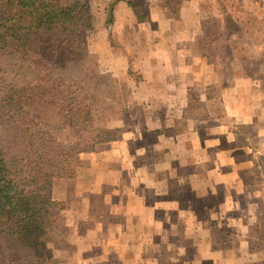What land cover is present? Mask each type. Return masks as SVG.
I'll return each instance as SVG.
<instances>
[{
    "label": "rangeland",
    "instance_id": "rangeland-1",
    "mask_svg": "<svg viewBox=\"0 0 264 264\" xmlns=\"http://www.w3.org/2000/svg\"><path fill=\"white\" fill-rule=\"evenodd\" d=\"M115 1L81 0L80 3L85 5L87 12V27L81 28L76 33L72 43L77 49L73 52L79 53L78 57L70 59L65 65H62V62L60 66L47 65L42 68V65L35 62L36 58L31 52H27V55L22 52L0 54V77L4 75L6 81H10L19 89L26 85H41L45 79L46 82L43 85H46L49 82V75L53 72L64 74V77L82 78L81 91L89 96L91 102L92 130L98 135V139H101L93 144V150L79 153V159L73 164L72 175L69 178L61 176L54 178L52 182V196L60 206L57 211L60 224L56 230L57 234L54 235V244L47 246L45 264H52L56 259L54 256L56 249L62 247L67 249L75 238L69 222L67 224L66 221L67 212L76 204L75 195L90 196L87 208L104 211L110 209L113 203L109 206L104 204L101 208V204H98V193L117 196L116 201L119 198L125 201L127 195L132 196L138 193L149 196L153 193V186L156 183L153 181L171 172L157 167L155 162H159L161 157L163 159V153L162 149L153 150L158 144L157 137L149 132L145 136L133 137L130 141L134 148L124 160V163H131L128 172L129 181L122 170H110L107 167L117 164L119 160L114 157L104 158V156L90 159L91 152H95L99 146L109 144L111 140L118 139L123 132L129 133L136 128L151 127H156L157 133L163 136L164 141L159 142L169 147H176L177 142L181 141L183 144V140L180 139L183 137L179 134L186 133L187 130L191 131L195 134L194 137L188 136L186 140L191 148L197 142L206 140L204 135L200 136L202 133L205 134L201 130L203 128L198 130V126L205 124L212 114L222 115L223 111L219 110L221 108H217L220 101L217 102L216 98H221L222 93H226L227 96L234 94L237 89L241 90L243 97L238 98L239 102L235 103L230 110L231 112L233 110L234 114L239 110L242 118L239 116L225 118L228 136L221 141L219 147L223 149L221 157L217 158L214 153L208 154L207 162L209 163L203 164L209 169L202 167L198 170L194 168L193 171V167H190L191 171L187 172L189 169H186L184 162H181L172 172L176 173L178 180L187 175H193L195 178L197 173L205 174L207 170L229 176L217 184L212 183L216 181L217 176L213 180H207L211 188H208L206 184L204 189L201 188V184L190 187L193 190L194 199L192 202L189 199L183 202V206L193 207L195 211V217L189 222L196 226L205 225L210 231L218 230L211 234V237L214 236L211 239L215 242L220 240L222 245H228L235 237L248 236L249 244L257 252L251 264H264V13L243 9L249 20L245 27H237V32L232 35L223 29L220 40L209 39L203 43L200 41L199 49L201 53H204L206 60L215 66L214 73L195 74L194 84L184 92V96L180 91L161 89L162 97H171L172 102L176 97L179 104L153 106L150 100H143V96H147L143 94L144 91H139L140 81L145 80V75L142 76L138 72L141 68L137 66L142 64L140 67L143 68L147 64V59L142 54H145L146 49L150 50L154 47L155 34L136 25L132 27L114 25L111 7ZM217 6L215 0L212 2L207 0L201 5L200 27L204 22L207 23L206 28L209 31L215 29L213 27L215 22L212 19L220 16L217 15ZM142 12L143 10L137 14L138 20H143ZM7 14L11 15L12 12L6 8H0V17ZM15 21L16 25L20 26L26 23L24 17L21 21L17 19ZM38 37H74V35L45 33ZM70 42L69 39L68 43ZM210 75L211 81H209ZM150 88L152 90V86ZM153 92L158 95L160 90H153ZM153 92L150 96H154ZM134 97H137L136 100ZM31 109L46 112V122L41 126L28 123L20 128L2 131V136L11 140L14 149H27L22 138L29 135L38 137L54 135L60 142L65 138L74 139L80 133L77 130L81 129V126L63 128L55 123L56 120L55 122L52 120L53 113L58 110L54 106L43 110L37 105ZM29 140L32 143L36 141L31 138ZM168 141H171L170 145ZM38 144L39 142L36 141L32 150L39 151ZM63 145H66V142H63ZM148 151L150 154L146 156L145 152ZM205 155H201V158ZM72 163L73 160H71ZM93 163L99 165L100 169L93 167L91 165ZM141 163H144V167H138ZM107 171H112L116 175L115 184H95L98 178L106 179ZM192 171L193 174H190ZM139 177L142 180H139ZM143 177H146V182ZM184 188L180 186L179 192L183 193ZM208 189L210 190L207 192ZM221 212L224 215L221 217L222 220L218 221L217 213ZM109 215L111 218L108 221L115 220L116 223H121V217H118V214L117 216ZM162 222L166 227L169 219L162 218ZM143 225L152 227L151 222L143 223ZM158 238L155 237L154 242ZM170 238V235L166 234L164 240ZM177 239L182 240V238ZM182 246L187 247V245ZM197 249L198 252L194 253L195 255L187 250H177V252L189 261L193 259L201 261L205 253L201 248ZM171 252L160 244L156 249H153L152 245L148 246L146 254L152 261L154 258L159 260L169 258ZM112 257L117 260L118 254L114 252Z\"/></svg>",
    "mask_w": 264,
    "mask_h": 264
},
{
    "label": "crops",
    "instance_id": "crops-1",
    "mask_svg": "<svg viewBox=\"0 0 264 264\" xmlns=\"http://www.w3.org/2000/svg\"><path fill=\"white\" fill-rule=\"evenodd\" d=\"M206 1L116 0L113 2L111 8L114 25L121 27L136 25L155 34L156 43L154 47L150 50L146 49L145 54H142L147 59V64L143 68L140 67L142 64L137 66L139 69L141 68L137 71L142 76L145 75V80L140 81L139 91H144L143 94L147 96H143V100H150L154 104L153 106L179 104L176 97L173 102L171 97H162L161 89L180 91L184 96V92L194 84L195 74L214 73L215 66L206 60L204 53H201V49H199L201 47L200 41L203 43L209 40L203 34L207 23L203 22L200 27L202 22L200 7ZM215 1L218 5L217 15L220 16L210 18H213L212 20L216 23L215 26L219 25L218 30L222 34L224 14L221 12L218 1ZM225 2L235 5L241 11L244 9L264 13V0H225ZM141 10H143L144 18L138 20L137 14H139V11L141 13ZM220 38H216V40H220ZM209 81H211V75ZM153 90H160V93L156 95ZM152 92L154 96H150ZM241 97H243V93L240 89H237L234 94L227 96L226 93H222L221 98H216L217 102L220 101L217 108H221L219 110L223 113L221 116L220 114L210 115L211 117L207 118L205 124L198 126V130L203 128L201 130L205 134H199L200 136L204 135L203 137H206V140L201 143L197 142L191 148L186 141L188 136L194 137L195 134L191 131L187 130V134L184 132L179 134L183 137L180 138L183 140V144L181 141L177 142L176 147H169L159 142L164 141L163 136L157 133L156 127H151L136 128L129 133L123 132L118 139L111 140L109 144L99 146L95 152H91L90 159L104 156V158L114 157L119 160L117 164H111L107 167L110 170H122L129 181L128 172L131 163H124V160L132 153L134 148L130 141L133 137L145 136L149 132V134H154L157 137L158 144L155 146L156 149L153 150L162 149L163 153V159L161 157L159 162H155L157 167L171 172H169V175L159 176L156 181H153L156 183L153 186V193L149 196L138 193L132 196L127 195L125 201L121 198L116 201L117 196L113 197L105 195V193H98V204H101V208L104 207V204L109 206L110 203H113L110 209L104 211L102 209L87 208L90 196L75 195L76 204L69 209L66 218L75 238L67 249L63 247L56 249L54 255L56 259L53 260L52 264H206L205 262L207 264H242L246 262L251 264L257 256V252L249 244L250 238L248 236L235 237L228 245H222L219 242L220 240L215 242L211 239L214 238V236L211 237V234L215 231L218 232V230L213 229L210 231L209 227L207 228L205 225H193L189 222L191 218L195 217L193 207L183 206V202L187 199L191 202L194 199L193 190L190 189L193 185L199 186L201 184L200 186L203 189L206 185L211 188L208 185L210 179L213 180L217 176L216 181H212L213 184H217L225 177L229 178V176L220 172L215 174L214 171L207 170L205 174L197 173L195 178H193V175H187L178 180L176 173L172 172L181 162H184L185 168L189 169L187 172L191 171L190 167H193V171L194 168L196 170L202 167L209 169L208 166L203 164L207 162L208 154L214 153L217 158L221 157L223 149L219 147L221 141L228 136L225 118L227 116L242 118L239 110L235 114L233 110L232 112L230 110L235 103L239 102L238 98ZM136 98L134 97L135 100ZM207 112L210 114L209 111ZM220 117L222 118L220 119ZM168 143L170 145L171 141H168ZM149 154V151L145 152L146 156H149ZM204 154L206 155L201 158V155ZM94 163L91 165L100 169V166L94 165ZM138 167H144V163H141ZM193 171L190 174H193ZM115 176L112 171H107L106 179L98 178L95 184H115L117 178ZM139 180L142 179L139 177ZM143 180L145 181L146 177H143ZM180 186L185 187L182 190L183 193L179 192ZM113 198L114 200H112ZM109 214H115V216L118 214V217H121V223H116L115 220L108 221L111 218ZM222 215H224L223 212L217 213L218 221L219 219L222 220ZM162 218L169 219L166 227L163 226ZM146 222H151L152 227H145L143 223ZM166 234H169L171 238L165 241ZM155 237H159L156 242H154ZM177 238H182V240L179 241ZM160 244H163V248L172 251L171 256L162 260L154 258L151 261L146 254L148 246L152 245L153 249H156ZM179 244L181 246L187 245V247H178ZM197 248H201L205 253L201 261L194 259L189 261L177 252V250H187L195 255L198 252ZM114 252L118 254L117 260L112 257Z\"/></svg>",
    "mask_w": 264,
    "mask_h": 264
},
{
    "label": "trees",
    "instance_id": "trees-1",
    "mask_svg": "<svg viewBox=\"0 0 264 264\" xmlns=\"http://www.w3.org/2000/svg\"><path fill=\"white\" fill-rule=\"evenodd\" d=\"M217 1L224 14L222 27L228 34H235L237 27L249 23L246 13L235 5ZM80 2L0 0V8L12 12L0 17V54L31 52L42 68L60 66L62 62L65 65L75 59L79 53L73 52L76 47L72 43L76 33L87 27V12ZM23 17L25 25H16L15 20L21 21ZM213 27L212 31L205 28L204 36L220 38L219 25ZM45 33L74 37H38ZM64 76L53 72L48 84L43 85L45 79L41 85H26L20 89L6 81L4 75L0 77V264L46 263L47 246L54 244L60 224L57 213L60 206L52 196V182L61 176L69 178L79 153L93 150V144L101 140L92 130L90 98L81 91L83 79ZM37 105L43 110L56 107L58 110L52 120L63 128L81 126L77 130L80 133L74 139L65 138L60 142L54 135H29L22 138L27 149H14L11 140L2 136V131L28 123L43 125L46 112L31 109ZM29 138L39 142V151L32 150L36 141L32 143Z\"/></svg>",
    "mask_w": 264,
    "mask_h": 264
}]
</instances>
